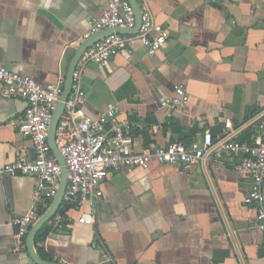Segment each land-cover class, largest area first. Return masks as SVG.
I'll return each instance as SVG.
<instances>
[{
    "label": "crops",
    "instance_id": "1",
    "mask_svg": "<svg viewBox=\"0 0 264 264\" xmlns=\"http://www.w3.org/2000/svg\"><path fill=\"white\" fill-rule=\"evenodd\" d=\"M132 2L150 10L170 37L155 56L136 40L132 51L104 66L89 62L81 79L85 111L96 116L115 104L118 119L133 123L137 152L202 142L207 129L213 147L189 170L152 159L148 169L110 173L100 199L68 208L58 225L39 227L52 230L38 244L29 237L31 227L24 246L15 241L12 220L33 205L36 178L0 177V264H264V232L255 208L244 201L250 182L236 169L242 154L231 159L221 148L252 139L264 119V0ZM106 5L0 0V63L42 85L67 76L80 48L104 37L83 35ZM176 86L185 88L189 102L162 106L159 98L173 96ZM26 108L24 99L5 96L0 85V167L20 152L35 158L32 140L15 125ZM227 119L234 127L220 142ZM91 210L95 223L79 222Z\"/></svg>",
    "mask_w": 264,
    "mask_h": 264
},
{
    "label": "built area",
    "instance_id": "2",
    "mask_svg": "<svg viewBox=\"0 0 264 264\" xmlns=\"http://www.w3.org/2000/svg\"><path fill=\"white\" fill-rule=\"evenodd\" d=\"M102 13L93 18L90 28L83 35L86 40L105 32L104 37L90 44L82 52L72 72V88L64 101L65 108L56 129V144L68 171L67 186L63 202L50 225H58L68 208L82 207L96 202L103 195L101 184L114 172L125 169H148L152 159L165 164H177L189 170L204 159L213 147V134L207 129L204 141L190 143L170 142L165 146L153 147L143 152L135 150L133 123L118 119V107L110 103L96 116L85 111L86 90L82 84V72L89 62L104 66L121 51H132L138 40L152 56L158 54L170 37L168 28L157 25L150 10L137 13L130 0H106ZM139 26L136 35L125 34L119 29L132 30ZM67 76L61 74L54 83L39 84L30 75L20 74L0 63V85L5 96L22 98L27 103L25 115L15 124L22 135L29 137L35 149V158L30 160L20 152L17 160L0 167V177L33 175L36 187L33 205L29 211L12 220L16 228L15 241L24 246L30 228L39 220L56 197L61 181L59 164L49 143V133L54 114L62 101ZM189 94L182 86H176L174 95L159 98L162 106H184ZM234 127L231 119L225 120V134ZM222 150L231 159L242 154L236 164L240 177L249 180L245 204L256 210V226L264 232V119L250 140H231L223 143ZM65 208L64 210H60ZM94 210L84 212L79 222L94 224Z\"/></svg>",
    "mask_w": 264,
    "mask_h": 264
},
{
    "label": "water",
    "instance_id": "3",
    "mask_svg": "<svg viewBox=\"0 0 264 264\" xmlns=\"http://www.w3.org/2000/svg\"><path fill=\"white\" fill-rule=\"evenodd\" d=\"M132 2V0H130ZM136 1V0H134ZM137 3V2H135ZM133 4V2H132ZM136 5V6H135ZM134 7L137 10L138 13L141 12L142 9H139V6H137V4H135ZM141 24L140 21V17H139V21H138V26L135 29L129 30V32H137L139 29V26ZM122 29H119L120 32ZM97 41V40H96ZM89 40L84 44L83 47L80 48L76 60L74 62V66L70 72V74L67 75L66 78V83H65V89H64V94L62 96V101L59 103L57 110L54 114V118L51 124V128H50V133H49V143L52 147V150L59 162V164L61 165V181H60V187H59V191L56 195V197L54 198L51 206L48 208V210L44 213V215L42 216V218H39V222L37 221L33 226H32V230L30 231V235L29 237L32 238L34 240V237L36 236L39 227H41L42 225L46 224L47 222H49V220L51 219V217L57 212V210L59 209V207L61 206L62 202H63V198H64V194L66 191V186H67V178H68V171H67V167L65 165L64 159L60 153L59 148L57 147L56 144V129L58 126V123L60 121V118L64 112V108H65V104L64 101L67 99V97L69 96V93L71 91L72 88V72L74 71V69L76 68L77 62L82 54V52L84 51V49H86L90 44L94 43L95 41L89 43ZM32 240V241H33Z\"/></svg>",
    "mask_w": 264,
    "mask_h": 264
},
{
    "label": "trees",
    "instance_id": "4",
    "mask_svg": "<svg viewBox=\"0 0 264 264\" xmlns=\"http://www.w3.org/2000/svg\"><path fill=\"white\" fill-rule=\"evenodd\" d=\"M184 143H189L188 142H184ZM65 208H62L60 210H64ZM52 230V227H50L49 225L48 226H45L42 230H40L37 235H36V238H35V243L38 244L39 242L41 241H44L48 235V233ZM39 252L42 253V248L39 247Z\"/></svg>",
    "mask_w": 264,
    "mask_h": 264
}]
</instances>
